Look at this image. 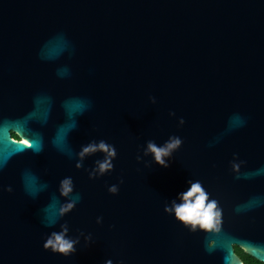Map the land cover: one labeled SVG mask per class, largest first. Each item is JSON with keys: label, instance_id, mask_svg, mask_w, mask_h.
Returning a JSON list of instances; mask_svg holds the SVG:
<instances>
[{"label": "water", "instance_id": "obj_1", "mask_svg": "<svg viewBox=\"0 0 264 264\" xmlns=\"http://www.w3.org/2000/svg\"><path fill=\"white\" fill-rule=\"evenodd\" d=\"M64 66L71 76L61 79ZM82 100L91 108L71 148L104 139L117 151L114 170L94 180L51 143L65 106ZM48 109L46 127L31 125L44 137L33 155L20 121ZM236 113L247 123L229 132ZM171 136L182 144L167 167L145 154ZM4 158L0 185L13 191H0V264H242L233 246L264 262V174L248 175L264 168V0H0ZM232 161H243L239 173ZM26 171L48 184L35 199ZM65 176L82 196L61 220L77 240L68 256L43 247L60 228L40 222ZM196 181L222 209L219 230L190 231L164 212Z\"/></svg>", "mask_w": 264, "mask_h": 264}, {"label": "clouds", "instance_id": "obj_2", "mask_svg": "<svg viewBox=\"0 0 264 264\" xmlns=\"http://www.w3.org/2000/svg\"><path fill=\"white\" fill-rule=\"evenodd\" d=\"M57 76L61 79L69 78L71 70L67 66L61 67L57 70ZM150 100L153 103L156 102L155 97H150ZM90 108L91 102L88 100H82L80 105L75 109L65 106V121L56 126L51 143L58 152L74 160V167L76 169H83L87 173L88 178L94 180L114 170L113 160L117 157V151L113 144L108 143L104 139H92L88 143L81 145L79 150L71 148L68 137L77 129L78 117L82 116ZM51 114V109H48L39 119H37L35 112H29L21 118L20 124L28 140V144L24 147L25 151H31L33 155H39L44 151L43 132L33 129L31 125L33 122H36L39 123L41 128L46 127ZM169 115H175V113L170 112ZM179 123L181 125L184 123L182 117L179 119ZM246 123L245 118L239 113L233 114L230 118L227 131L230 132L242 128ZM19 134L25 135L21 131ZM181 144L182 139L178 136H171L163 146L159 147L152 141H148L145 154L150 152L155 162L167 167L168 165L164 157L170 156ZM96 153H101L102 157L94 160L92 166L85 167L84 161ZM8 163V158L0 159V172L3 171ZM230 163L232 170L239 173L240 165L243 161H239L238 163L232 161ZM261 174H264V168H260L248 175L258 176ZM23 175L24 191L29 198L35 199L41 192L47 190L48 184L46 182L38 184L30 171H26ZM236 178L239 179V175ZM123 182V178H118V182L108 186L107 191L113 195L117 194L119 192V185ZM0 191L12 192L13 189L11 185H0ZM56 192L59 195L53 194L50 202L41 209L40 222L45 227H54L59 224L60 230L52 231L48 234L44 240L43 247L54 253L68 256L76 251L75 244L77 240L67 235L69 231L68 224L66 221L61 223V220L76 208L77 204L82 200V196L75 190L71 176H65L59 180ZM179 199L182 203L173 201L171 207L167 205L164 207V212L174 214L177 220L183 222L185 226H190V231H196L197 226L203 230H219L222 223V209L216 200L209 199V194L204 190L199 181L191 182L188 190L179 194ZM51 209H54V212L50 211ZM99 221L100 217H97V222ZM105 264H112V261L107 260Z\"/></svg>", "mask_w": 264, "mask_h": 264}, {"label": "trees", "instance_id": "obj_3", "mask_svg": "<svg viewBox=\"0 0 264 264\" xmlns=\"http://www.w3.org/2000/svg\"><path fill=\"white\" fill-rule=\"evenodd\" d=\"M11 136H15L13 133H10ZM234 253L241 259L242 264H264L245 254L239 247L233 246Z\"/></svg>", "mask_w": 264, "mask_h": 264}, {"label": "flooded vegetation", "instance_id": "obj_4", "mask_svg": "<svg viewBox=\"0 0 264 264\" xmlns=\"http://www.w3.org/2000/svg\"><path fill=\"white\" fill-rule=\"evenodd\" d=\"M11 137L16 138V136H11Z\"/></svg>", "mask_w": 264, "mask_h": 264}]
</instances>
